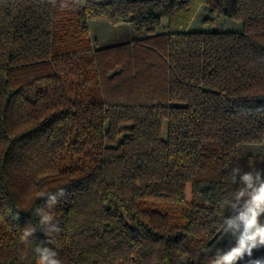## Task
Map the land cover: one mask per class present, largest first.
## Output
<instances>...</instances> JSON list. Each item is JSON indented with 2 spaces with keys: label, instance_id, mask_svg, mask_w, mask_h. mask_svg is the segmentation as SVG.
I'll list each match as a JSON object with an SVG mask.
<instances>
[{
  "label": "trees",
  "instance_id": "obj_1",
  "mask_svg": "<svg viewBox=\"0 0 264 264\" xmlns=\"http://www.w3.org/2000/svg\"><path fill=\"white\" fill-rule=\"evenodd\" d=\"M60 5L0 0V264H38L22 229L60 188L63 264H210L233 169L264 170V0ZM220 17L241 29L189 30ZM99 20L134 36L97 47Z\"/></svg>",
  "mask_w": 264,
  "mask_h": 264
},
{
  "label": "clouds",
  "instance_id": "obj_2",
  "mask_svg": "<svg viewBox=\"0 0 264 264\" xmlns=\"http://www.w3.org/2000/svg\"><path fill=\"white\" fill-rule=\"evenodd\" d=\"M55 4L56 0H50ZM86 0H61V8L83 5ZM231 182L238 185L234 191L227 194L218 205L216 215L219 217L217 230L222 234L235 238L233 246L227 250H217L210 264H239L248 257L247 264H264V257L253 259V251L264 247V224L260 217L264 215V170L251 167L244 172L239 168L233 169ZM64 195L62 188L55 192L44 191L38 198L45 199V204L35 207L32 214L38 217V227L27 225L22 229L20 240L27 243L35 237L37 231L44 233L46 239L41 240L35 248L38 264H63L57 252L48 245L53 243L52 237L60 231L51 209ZM232 213L225 216V212Z\"/></svg>",
  "mask_w": 264,
  "mask_h": 264
},
{
  "label": "rangeland",
  "instance_id": "obj_3",
  "mask_svg": "<svg viewBox=\"0 0 264 264\" xmlns=\"http://www.w3.org/2000/svg\"><path fill=\"white\" fill-rule=\"evenodd\" d=\"M201 18L207 13L200 10ZM216 19V18H215ZM198 20V19H197ZM241 29V24L226 18L216 19L213 25H205L201 22L193 21L189 30L191 31H237ZM134 36L132 25L126 23L110 24L107 20H99L90 22V38L97 47H104L111 44H120L130 41ZM256 155L258 158L264 159V149L261 146L251 147L245 150Z\"/></svg>",
  "mask_w": 264,
  "mask_h": 264
}]
</instances>
